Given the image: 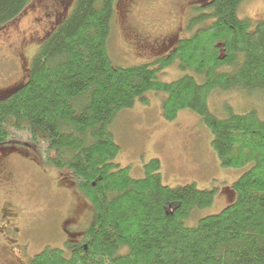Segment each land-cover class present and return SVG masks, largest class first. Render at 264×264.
<instances>
[{"label": "trees", "instance_id": "1", "mask_svg": "<svg viewBox=\"0 0 264 264\" xmlns=\"http://www.w3.org/2000/svg\"><path fill=\"white\" fill-rule=\"evenodd\" d=\"M31 1L0 0V28ZM118 1L76 0L41 41L25 83L0 97V145L25 136L44 165L74 176L95 211L81 240L67 243L70 256L49 247L30 264H264V117L256 109L218 117L209 108L216 88L264 96V20L239 17L245 0H211L169 56L123 67L108 52ZM177 61L203 81L161 80ZM149 91L167 94L168 120L184 109L202 117L223 167L252 164L232 184L233 201L194 227L185 221L212 205L214 190L165 185L158 158L143 178L115 162L121 147L111 125L137 99L147 103Z\"/></svg>", "mask_w": 264, "mask_h": 264}, {"label": "rangeland", "instance_id": "2", "mask_svg": "<svg viewBox=\"0 0 264 264\" xmlns=\"http://www.w3.org/2000/svg\"><path fill=\"white\" fill-rule=\"evenodd\" d=\"M144 1H153V8L146 12L139 10L143 7L139 4L144 5ZM199 1L119 0L108 42L113 63L129 67L151 62L155 55H149L153 52L145 46L147 43L155 47L167 46L178 37L192 35L198 27L187 28V19L191 15L189 7ZM34 3L32 0L17 19L0 28V97L9 95L25 83L28 70L23 69L22 64L29 67L39 50L41 36L54 25V11L48 7L53 6L52 0H43L41 7ZM75 3L76 0L69 4V8L72 4L71 9L62 10L64 16L72 12ZM47 13L51 15L46 17ZM238 15L254 21L264 20V0L243 1ZM134 31L140 35L137 41L142 43L140 40L149 38V42H136L131 37ZM187 74L203 81L192 69H181L178 61L162 71L160 79L171 82ZM251 93L243 87L216 88L210 95L209 108L218 117H226L231 111L242 113L251 109L264 117V96L256 90ZM145 96L147 103L137 99L135 105L122 110L111 125L115 141L121 147L115 162L129 167L134 178H143L145 165L158 158L165 185L176 187L195 183L200 189L214 190L212 205L195 210L185 221L187 226L194 227L201 218L220 213L233 201L232 184L252 164L240 168L223 167L212 147L213 134L199 114L184 109L176 119L168 120L162 108L167 94L149 91ZM20 140L27 139L21 136ZM0 147V178L13 174L14 179L11 194L6 186L0 185V199L13 201L26 214L23 229H27V237L31 238L27 257L30 260L49 247L60 248L67 257L70 256L67 243L81 240L94 222L91 201L80 191L68 170L44 165L38 154L19 144Z\"/></svg>", "mask_w": 264, "mask_h": 264}, {"label": "flooded vegetation", "instance_id": "3", "mask_svg": "<svg viewBox=\"0 0 264 264\" xmlns=\"http://www.w3.org/2000/svg\"><path fill=\"white\" fill-rule=\"evenodd\" d=\"M74 2V1H73ZM73 2L65 0H52L53 6H49L50 10L54 11V25H56L60 20L64 19L66 16H64L65 13H63L62 10H68L71 9ZM144 5L140 3L139 5L143 6L140 9H143L144 11L151 10L153 8V1H144ZM211 0H200L198 4L191 5L189 7V12L191 15L188 16L187 19V28L189 29L190 21L196 16L197 10L201 8H205L209 5ZM71 4L69 8V4ZM35 6H44L43 0H35L34 3ZM33 5V6H34ZM136 7V5H135ZM138 10V9H137ZM70 11V10H69ZM145 11V12H146ZM193 11V12H192ZM50 13L46 14L47 16H50ZM53 26L50 27L46 33L41 36V41H43L44 37L53 29ZM189 35V34H188ZM188 35H184L181 37H178L176 41L171 42V44L167 46H154V44L147 43L145 46L147 48H150V50L153 52L149 55L154 56L153 60H157L158 58L162 56H169L172 51H175L176 48L179 45L180 40L185 39L187 37H190ZM131 37L138 43L137 38L140 37L139 34H135V31L131 35ZM149 38L147 40H140L143 44L144 42H149ZM134 44V43H133ZM156 57V58H155ZM20 59H23V57H20ZM152 60V61H153ZM31 62V61H30ZM29 62V65H30ZM23 69L29 70V67L27 66L25 68L24 64H22ZM12 143L19 144L25 148L33 150L37 154V148L34 143H32L30 140H19L13 141ZM9 143V144H12ZM1 148V147H0ZM13 174H7L6 176H3L0 178V185H4L7 187V192L11 194L13 190V183L14 179L12 178ZM6 177V178H4ZM25 212L21 210V208H18L14 205L13 201L8 200H1L0 199V218L2 221V225L0 226V264H30L31 259L27 257V253L29 252V248L31 245V238L27 237V229L24 230L23 226L25 225V219L23 218L25 216ZM80 241V240H79Z\"/></svg>", "mask_w": 264, "mask_h": 264}]
</instances>
